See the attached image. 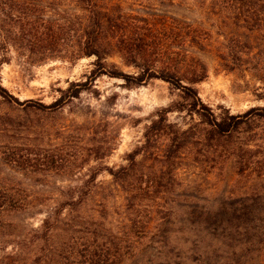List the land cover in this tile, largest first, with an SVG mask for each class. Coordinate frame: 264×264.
<instances>
[{
	"label": "rangeland",
	"instance_id": "1",
	"mask_svg": "<svg viewBox=\"0 0 264 264\" xmlns=\"http://www.w3.org/2000/svg\"><path fill=\"white\" fill-rule=\"evenodd\" d=\"M101 1L161 32L189 23L207 34L203 50L185 45L183 65L187 73L200 59L207 78L182 82L207 111L161 79L110 76L140 73L116 50L91 81L96 57L72 58V32L54 42L27 34L34 19L40 32L57 33L65 18L74 25L75 0H0V264H87L94 240L119 250L117 264H264V114H247L264 108V66H221L232 10L213 13V0ZM73 84H84L78 97L40 106ZM229 115L243 116L240 125L212 139L209 120ZM125 167L132 179L116 183ZM140 186L145 198L137 190L142 201L129 209L125 189Z\"/></svg>",
	"mask_w": 264,
	"mask_h": 264
},
{
	"label": "trees",
	"instance_id": "2",
	"mask_svg": "<svg viewBox=\"0 0 264 264\" xmlns=\"http://www.w3.org/2000/svg\"><path fill=\"white\" fill-rule=\"evenodd\" d=\"M75 1L82 15H77L74 25H70V20L65 18L64 24L59 27L57 33L53 31L51 26L45 27V32H40L41 25L37 24L41 20L34 19L31 20L33 21V24H31L33 25L32 30L27 34L35 41L44 38L45 41L50 39L54 42L60 39L68 40L69 33L72 32L77 46V49L72 52V58L96 57V69L93 71L91 81H95L96 78L106 74L103 71L106 56L116 50L127 62L138 67L140 73L137 76H129L123 73L111 74L110 76L121 77L128 82L131 80L135 85H141L153 78L161 79L182 90L189 99L194 100L192 111L200 112L199 107L203 111H207V107L197 96L196 91L182 84L184 80H187L190 84H196L207 78L208 67L200 59L191 58L189 62L191 63L190 70L187 73L183 71V65L187 61L185 45L188 43L203 50L205 48L204 38L207 34L205 35L203 31L189 23H180L181 25L178 23L181 28L186 27L185 31L177 27V32H175V29L170 33L165 32L164 29L161 32L153 29L151 19L127 18L121 14L118 16L111 15L105 2L101 0ZM227 9H231L234 14L231 18L232 22L227 23L234 28V31L224 34L226 42L217 48V58L226 71L235 72L245 69L258 73L263 70L264 66V59L259 58V55L264 54V0L212 1L211 10L213 13L220 14ZM31 11L38 12L37 6L33 5ZM138 24H143V26H138ZM256 49H259L258 53H254ZM156 65L159 69L158 72H151L154 67H157ZM83 88L84 84H73L65 95L50 107L40 106L42 108H57L63 104L66 96L70 99L78 97ZM253 112L264 114V108H252L247 114ZM201 115L206 116L205 113H201ZM242 117L229 115L227 119L222 121H217L216 118L212 121L209 120L212 127L211 138L226 137L234 128L240 125ZM132 157L134 158L132 159L134 165L136 157L135 155ZM127 171L128 168L125 167L115 173V182L123 184L132 179V175ZM134 180L137 181V179ZM130 186H133V184H130ZM137 190H139V195L145 198L143 195L145 191L141 186L131 190L125 189L129 209L136 204L137 199L142 201L141 196L134 195ZM1 199L0 194V203ZM149 224H145L142 228L143 231L148 229ZM94 234L98 235L96 232ZM96 243L94 240V244H92L94 248L90 251L89 247L83 250L81 254L86 259L87 264H117L114 263L115 261L112 258L115 259L119 256V250L116 249L113 253L110 249L103 248L102 245H96Z\"/></svg>",
	"mask_w": 264,
	"mask_h": 264
}]
</instances>
